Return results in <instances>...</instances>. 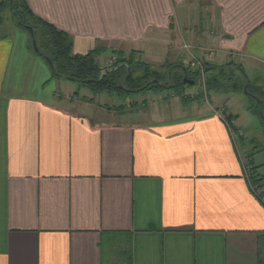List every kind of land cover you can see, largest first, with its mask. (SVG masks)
<instances>
[{
    "label": "crops",
    "instance_id": "crops-1",
    "mask_svg": "<svg viewBox=\"0 0 264 264\" xmlns=\"http://www.w3.org/2000/svg\"><path fill=\"white\" fill-rule=\"evenodd\" d=\"M28 3L75 54L137 50L187 66L214 49L211 64L233 61L264 84V0ZM31 48L0 36V264H264V202L245 173L256 138L233 96L119 111L58 95Z\"/></svg>",
    "mask_w": 264,
    "mask_h": 264
},
{
    "label": "trees",
    "instance_id": "trees-1",
    "mask_svg": "<svg viewBox=\"0 0 264 264\" xmlns=\"http://www.w3.org/2000/svg\"><path fill=\"white\" fill-rule=\"evenodd\" d=\"M7 11L10 12L14 24L29 33L32 49L49 64L53 78L78 82L80 85L89 87L95 93L129 95L142 91L146 93L148 91L155 93L169 91L174 95H179L184 102L189 101V98L193 101L200 98V93L194 96L184 94L186 87L190 85L184 82L185 76L195 80V83L198 80L197 72L184 64L167 66L169 80L164 81L163 74L159 70L151 68L147 62L135 58L136 53H139L137 50H132L129 54L121 50H114L111 53H113L112 57H115V61L110 67L104 68L98 62L97 57L102 52H106L105 48L96 47L85 54H75L72 36L36 15L28 0H0V28L6 21ZM32 33L34 37H32ZM33 39L36 40V48ZM175 68L180 69L181 73H174L173 69ZM236 68L244 73L243 68L233 61L222 66L208 64L206 67L207 93L209 94L210 90L223 93H227L229 90L244 91L250 97L248 109L259 118L264 132L263 86L248 80L244 82L241 80L242 89L237 82L232 84ZM135 69L141 70L137 76L134 73ZM226 116L231 122L232 115L227 114ZM252 143L255 153H264V147L256 139H253ZM251 155L246 156L245 168L248 171L253 190L264 202V158L261 162L256 163L255 159H251Z\"/></svg>",
    "mask_w": 264,
    "mask_h": 264
},
{
    "label": "rangeland",
    "instance_id": "rangeland-1",
    "mask_svg": "<svg viewBox=\"0 0 264 264\" xmlns=\"http://www.w3.org/2000/svg\"><path fill=\"white\" fill-rule=\"evenodd\" d=\"M5 18H6V21L4 22V24L0 28V36L2 37V35H6V36L12 37L14 39H18L20 36H26V38L28 39V41L32 45L29 33L26 32L25 30L18 28L14 24L13 19L11 18V14L9 11L6 12ZM186 46L190 47L189 45H186ZM31 50H32V48H31ZM210 51H215V50L214 49H207L206 50L207 53ZM32 52H34V50H32ZM129 53L130 52H127V54H129ZM215 54H216V51H215ZM102 55H104V52H102L97 57L98 61L100 62V65L104 68L110 67L111 65L108 62H109V60L112 59L111 52L105 59L102 58ZM135 58L140 59L143 62H147L151 68L159 70V72L161 74H163L164 81L169 80V77L167 76V70H168L169 64H167V65L165 63L158 64L156 62V60L147 57L146 54H143V53H136ZM160 60H161V58H160ZM114 61H115V59L113 60V62ZM254 71L256 72V73H254V75L252 73L249 74V76H251L252 79L259 76L261 73L258 70H254ZM140 72H141V70H139V69L134 70V73L136 76ZM173 72L177 74V73H181V70L175 68V69H173ZM244 79H245V77L243 75V72L238 68L234 69L233 81L231 83L233 84V82H237L240 89H242L241 80L245 81ZM55 80L56 81L51 82L52 85L50 87L54 86V88L57 90L58 95H63L65 97V96H67L68 92H71V93L76 92V93H78L79 97H82L84 99H85V97L83 95H87L88 99H90V97H92L93 100H95L97 103H100V104L107 103V105L112 107V109H115L116 106H118L117 110H119V111H121V109H123L124 107H127V106L129 107L130 105H137V106L140 105L142 107L149 106L151 103H153L155 101H163V102L171 104L173 99H175V98L179 99V97H180L179 95H174L172 92H169V91H164L162 93H155L152 91H148L146 93V92L142 91V92H139L136 94L132 93L129 95L117 94V93H107V92L95 93V92L91 91V89L89 87H87L85 85H80V83H78V82L65 80V79H56V78H55ZM123 83H124V81L122 82V84ZM263 86H264V84H263ZM263 89H264V87H263ZM185 91L190 92L189 94H192V95H196V94L200 93V98L197 100H194L195 101L194 104L197 106L202 105L203 107H207L208 106L207 102L211 103L212 101H213V104L215 106L218 105V101H216L214 99V97L217 95V92L210 90L209 94L207 93V95L205 97V91L203 89V84H202L200 79H198L195 84L187 86ZM201 93H203L204 95L203 94L201 95ZM227 95L229 96V98H230V96H233V97H231V100H229L228 103L235 102V105H237V107H238L237 108L238 111L242 112L244 121L250 127L251 130L249 133H247L248 137L256 138L258 140L259 144H261L264 147V132L262 130V126L260 124L259 119L250 113H244V111L246 109L245 107H247L248 102H250L249 97H247L246 93L241 92V91H239V93H237V94L236 93L234 94V92L232 90L227 91ZM225 96L226 95H223V98H225ZM228 96H227V98H228ZM105 108H107V106H105ZM254 155H255L256 163H259L261 158L264 157V155H262L260 153H255ZM245 161H247V160L245 159Z\"/></svg>",
    "mask_w": 264,
    "mask_h": 264
},
{
    "label": "built area",
    "instance_id": "built-area-1",
    "mask_svg": "<svg viewBox=\"0 0 264 264\" xmlns=\"http://www.w3.org/2000/svg\"><path fill=\"white\" fill-rule=\"evenodd\" d=\"M187 47V46H186ZM215 56V51H210L207 53V56L204 58H192L190 61L187 62V67H189L191 70L197 72L198 79L201 80L203 84V89L205 91V94L207 95V87H206V67L208 64L211 63ZM114 58L112 57L111 60H109V64L112 65ZM217 113L222 120H224L229 127H231V122L227 118V110L225 107H221L220 109H215L214 111ZM246 176L248 177V171L245 168ZM249 178V177H248ZM255 192V191H254Z\"/></svg>",
    "mask_w": 264,
    "mask_h": 264
},
{
    "label": "water",
    "instance_id": "water-1",
    "mask_svg": "<svg viewBox=\"0 0 264 264\" xmlns=\"http://www.w3.org/2000/svg\"><path fill=\"white\" fill-rule=\"evenodd\" d=\"M32 37H34L33 33H32ZM33 44H34V46L36 48L37 47V43H36V40L35 39H33ZM184 82L187 83V84H190V85L195 84V80L188 79L187 76H185Z\"/></svg>",
    "mask_w": 264,
    "mask_h": 264
}]
</instances>
